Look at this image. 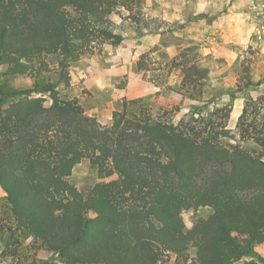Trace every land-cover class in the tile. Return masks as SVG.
Returning <instances> with one entry per match:
<instances>
[{"label":"trees","instance_id":"1","mask_svg":"<svg viewBox=\"0 0 264 264\" xmlns=\"http://www.w3.org/2000/svg\"><path fill=\"white\" fill-rule=\"evenodd\" d=\"M133 1L0 0L1 77L34 80L22 90L0 81V189L16 230L59 264H163L192 248L190 264H264L259 100L247 101L233 135L228 111L223 120L222 110L176 105L155 116L134 100L102 124L66 94L71 67L95 45L123 43L112 17ZM85 159L111 180L88 196L69 180ZM201 208L212 213L187 230L183 215Z\"/></svg>","mask_w":264,"mask_h":264},{"label":"rangeland","instance_id":"2","mask_svg":"<svg viewBox=\"0 0 264 264\" xmlns=\"http://www.w3.org/2000/svg\"><path fill=\"white\" fill-rule=\"evenodd\" d=\"M112 21L123 43L95 45L71 67V88L66 91L102 124L125 103L142 100L155 116L176 105L185 112L201 106L205 115L222 110L218 116L223 120L228 111L227 126L237 135L247 101L253 98L264 106V34L261 39L258 34L264 29V0H134ZM183 63L192 67L190 73H184ZM194 67L207 75L200 78ZM3 74L0 68V81L13 90L34 86L31 78ZM231 143L263 154L252 141L237 137ZM69 180L85 196L96 184L111 181L100 179L88 159L75 167ZM0 213V264H59L40 242L16 230L1 189ZM211 213L209 208L186 212V229ZM257 251L264 256V245ZM195 254L193 248L180 258L170 254L163 264H190Z\"/></svg>","mask_w":264,"mask_h":264},{"label":"built area","instance_id":"3","mask_svg":"<svg viewBox=\"0 0 264 264\" xmlns=\"http://www.w3.org/2000/svg\"><path fill=\"white\" fill-rule=\"evenodd\" d=\"M258 34H259V38L261 39L262 35L264 34V29H263V32L259 31Z\"/></svg>","mask_w":264,"mask_h":264}]
</instances>
